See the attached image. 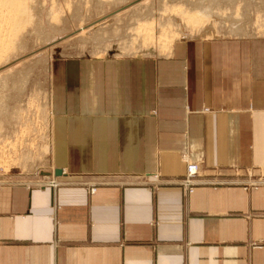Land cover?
<instances>
[{"label":"crops","instance_id":"1","mask_svg":"<svg viewBox=\"0 0 264 264\" xmlns=\"http://www.w3.org/2000/svg\"><path fill=\"white\" fill-rule=\"evenodd\" d=\"M49 71L50 181L0 174V264H264V38Z\"/></svg>","mask_w":264,"mask_h":264},{"label":"rangeland","instance_id":"2","mask_svg":"<svg viewBox=\"0 0 264 264\" xmlns=\"http://www.w3.org/2000/svg\"><path fill=\"white\" fill-rule=\"evenodd\" d=\"M28 4L26 23L0 57V174L21 173L38 182L50 181L47 176L52 172L49 70L54 59L167 54L173 42L183 38H264V0H28ZM208 5L213 13L194 30L175 11ZM260 178L264 175L248 181Z\"/></svg>","mask_w":264,"mask_h":264},{"label":"bare ground","instance_id":"3","mask_svg":"<svg viewBox=\"0 0 264 264\" xmlns=\"http://www.w3.org/2000/svg\"><path fill=\"white\" fill-rule=\"evenodd\" d=\"M29 4L28 0H0V57L3 56L4 53L6 54L8 46L18 37L19 29L23 27L24 22L29 17L28 15L30 14L27 13V7ZM177 8L175 9L176 13L182 14L186 19V22L192 24L193 30L194 26L203 24L206 18L208 19V17H210V14L213 13V10L211 9L212 7H210L209 5L205 7L194 6L190 9H182L180 7ZM202 30L209 31V28H204ZM238 32H236V34ZM157 37L158 39H161L163 37L162 33L157 34Z\"/></svg>","mask_w":264,"mask_h":264},{"label":"built area","instance_id":"4","mask_svg":"<svg viewBox=\"0 0 264 264\" xmlns=\"http://www.w3.org/2000/svg\"><path fill=\"white\" fill-rule=\"evenodd\" d=\"M199 178V163L192 162V161H186L185 165V172L183 175V178L181 180V185L188 191L191 192L193 188L202 183ZM52 184L56 185L57 183L54 182V180L51 181ZM256 184H262L264 183V179L260 178L258 182H253ZM94 189H91L93 191Z\"/></svg>","mask_w":264,"mask_h":264},{"label":"water","instance_id":"5","mask_svg":"<svg viewBox=\"0 0 264 264\" xmlns=\"http://www.w3.org/2000/svg\"><path fill=\"white\" fill-rule=\"evenodd\" d=\"M55 174H57V175H58V174H61V170H60V169H56V170H55Z\"/></svg>","mask_w":264,"mask_h":264}]
</instances>
